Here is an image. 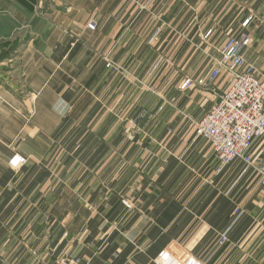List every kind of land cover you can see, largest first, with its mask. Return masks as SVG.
I'll return each mask as SVG.
<instances>
[{"label":"clouds","instance_id":"obj_1","mask_svg":"<svg viewBox=\"0 0 264 264\" xmlns=\"http://www.w3.org/2000/svg\"><path fill=\"white\" fill-rule=\"evenodd\" d=\"M48 3L0 35L17 85H0V168L11 173L0 202L5 192L16 202L0 264H156L173 243L182 264H264V0ZM177 4L183 15L161 39L160 17ZM115 21L120 39L105 31ZM202 190L215 195L197 207ZM221 196L237 213L217 227L206 217ZM157 202L178 206L166 225ZM197 216L209 226L199 239Z\"/></svg>","mask_w":264,"mask_h":264},{"label":"crops","instance_id":"obj_2","mask_svg":"<svg viewBox=\"0 0 264 264\" xmlns=\"http://www.w3.org/2000/svg\"><path fill=\"white\" fill-rule=\"evenodd\" d=\"M36 2V0H0V35H6L10 34L13 29L19 28L22 23H26L31 19L32 12H33V4ZM84 2L87 4V0H84ZM102 0H97V3H101ZM127 0H125V3ZM170 2V0H165V3ZM117 3H120V0H117ZM52 4L51 0H49V3L46 5V8L48 10H51ZM116 5H112L111 8H109L107 11H111L114 9ZM148 9L141 10L140 14L136 17H134L132 21V29H140L141 31L143 28L141 27L142 24H146L147 21L145 20V15L147 14ZM180 13V15H183L182 12H180L179 5H173V7L167 9L166 13L160 17V22H162L163 27L161 28V39L164 35L167 34V32L171 31L170 27H167L169 24L172 23V19L174 16H176L177 13ZM88 9L87 7L84 9V14L87 15ZM16 16V19H13V16ZM191 15V14H189ZM114 19V18H113ZM128 18L125 17V20ZM185 23H187V18L185 19ZM77 26L83 27V25L77 21ZM195 31V27L192 29ZM106 34L112 35L114 33L115 39H120L121 36H124L125 34V25L122 22L115 21L111 23L110 27H106L105 29ZM141 44V38L136 34L135 31L129 30L127 36H125L124 39V46L125 47H133V50L137 47H140ZM167 47V45H165ZM149 51L147 47L141 48V53ZM12 55V52H4L0 54V61L5 60V58L10 57ZM15 60H9L8 63H0V85L4 84L5 80H7V87L8 88H15L17 85L13 83V76L8 75L12 72L11 65L15 64ZM35 95L33 96V99H37ZM209 100H216L214 96L208 97V100L205 101V104ZM57 111L63 110V105L57 103L56 104ZM135 139V138H134ZM6 151V150H5ZM223 172V171H222ZM11 179V173L7 170H4L3 168H0V187H2L4 184L7 183V181ZM51 182H49L50 184ZM46 190V189H45ZM14 193L5 192L4 197L2 199V202H0V234H3L5 232V229L7 227V223L13 222V207L15 205V201L11 206H9V201L12 198V195ZM35 195V193H33ZM199 196H203L204 199L202 201V204L197 205V207L206 206L208 202H210L212 196L215 195V193H212L211 195H205V191L202 190ZM260 201L256 200L254 205L249 204L248 201L244 202L243 207L250 208V207H259ZM7 206V210L6 209ZM34 210V209H33ZM178 206L174 203H166V204H160L157 202L156 207V216L159 221V223L166 225L177 213ZM236 211V208H234L228 200H226L223 196H221L217 202L216 205H213L212 210L208 213V216L206 218H209L211 223L215 224L217 227H223L225 224L228 223V221L231 219L232 214H234ZM205 218H201L197 216L194 220L190 221V224H195L199 222L200 225V231L197 235V239L207 234L209 231L208 224L204 223ZM7 222V223H5ZM44 225H41L36 229L37 232L41 231ZM58 230V226H53L52 234H55ZM17 234H19L20 227L17 226ZM59 231L62 234L63 227L59 226ZM4 239H8V236L5 235ZM171 252H178L177 246L175 243L172 244ZM171 252H162L159 256V258L156 261V264H160L161 257L164 255H168L169 258H172ZM180 255H183V253H179ZM173 261H179L178 259H173Z\"/></svg>","mask_w":264,"mask_h":264},{"label":"built area","instance_id":"obj_3","mask_svg":"<svg viewBox=\"0 0 264 264\" xmlns=\"http://www.w3.org/2000/svg\"><path fill=\"white\" fill-rule=\"evenodd\" d=\"M233 94H234V93L230 90L229 93H228L229 98H231ZM215 98L217 99V97H215ZM223 103H224V104H227L228 107L232 110L233 113H236V108H242V107H243V105H241V104H239V103H237L235 106H233V105H231V104L229 103L228 100H225ZM217 114H218V115H223V113L220 112V111H217ZM236 115L247 117V113H246V112H239V113H236ZM208 120H209V121H212L213 123H217V124H218V127H223L225 133H228V132H229V129H228L227 124H225V125H219V122H217V121L215 120V117H214V116H210V117L208 118ZM234 120H235V116L231 117V119H229V121H228V124L232 123ZM241 123H243V121H241ZM205 125L208 126L209 128L211 127V125L208 123V121H205ZM236 131H238V132H243V131H245V130H243V129H241L239 126H237ZM203 133H204V128L201 127V129H200V135H203ZM212 135H213V136H216V135H217V130H212ZM225 139H226V137H225ZM228 144H229V147L232 146L230 141L228 142ZM221 147H222V145H221ZM225 155L228 156V161H229V163H230L232 160L235 159V156L232 155V154H230V153H225ZM220 171H221V173H222L223 169H221ZM235 213H237V210L235 211ZM160 259H161L160 264H182V262H179V261H173L172 258H169V256H168L167 254L164 255V256H162Z\"/></svg>","mask_w":264,"mask_h":264}]
</instances>
